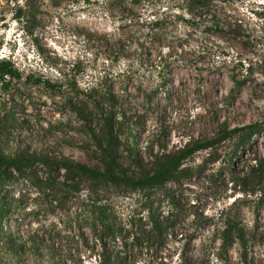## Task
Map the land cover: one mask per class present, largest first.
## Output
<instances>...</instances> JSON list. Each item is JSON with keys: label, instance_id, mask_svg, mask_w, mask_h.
<instances>
[{"label": "rangeland", "instance_id": "obj_1", "mask_svg": "<svg viewBox=\"0 0 264 264\" xmlns=\"http://www.w3.org/2000/svg\"><path fill=\"white\" fill-rule=\"evenodd\" d=\"M141 1L0 0V57L23 75L0 79V151L39 158L0 184V264H101L100 208L126 230L175 215L162 242L135 248L139 264H264V175L251 172L264 126L195 153L162 188L81 181L60 164L103 167L92 128L106 116L137 177L162 154L264 122V0H212L214 27L186 0Z\"/></svg>", "mask_w": 264, "mask_h": 264}, {"label": "trees", "instance_id": "obj_2", "mask_svg": "<svg viewBox=\"0 0 264 264\" xmlns=\"http://www.w3.org/2000/svg\"><path fill=\"white\" fill-rule=\"evenodd\" d=\"M212 0H186V3L190 7L189 14L202 22L204 25L214 27L215 20H209L206 18H212L213 5ZM141 0H134L129 8L132 10L139 9L142 5ZM23 75L21 71L15 66L11 58L0 57V79L1 80H14L19 79ZM264 126L263 123H253L240 128H235L230 131H226L219 137L211 138L206 141L198 140V142L188 147L187 150H180L175 155L167 156L162 154L159 158V164L156 171L152 174L148 173L143 177L131 176L124 169L118 157V144L120 142L118 135L114 132V117L106 116L102 118L100 124L92 128V136L98 143V149L101 152L103 159V167H92L91 165L83 162L71 160L69 158H63L61 165L66 169L68 174L73 173L74 176L83 179H89L92 181H105L107 183L129 185L134 188H162L169 181L181 182L184 177L189 175V168H185L184 162L195 153L202 150L219 149L221 144L239 133L254 134L260 131ZM190 146V145H189ZM37 154L30 153H17L15 155H7L0 151V184L14 176L15 172L23 173L24 169L34 165L38 160ZM251 172L254 177L262 179L264 175V159L254 158L251 165ZM67 188H70L68 184H64ZM79 190V186L74 187ZM96 214V213H94ZM175 215L165 216L163 218L152 216L150 218V224L144 225L142 222L134 223L130 229L119 228V226L113 221L111 215L107 209L100 208L94 217L95 224H99L100 227H96L101 232L97 241L103 246V254H98L101 264H139L135 248H140L145 240H149L150 247H154L156 242L163 241V235L167 233V230L171 226H177L176 221L173 219ZM173 217V218H172ZM232 226H228L225 230V238L223 246L228 247L231 242L230 238L233 235ZM125 236V239H123ZM108 238V240H107ZM123 245L125 248V254L123 256L117 255L113 257L107 252L109 245L112 243ZM98 246V243H96ZM133 253V254H131ZM96 254V252H95ZM97 258V255H96Z\"/></svg>", "mask_w": 264, "mask_h": 264}]
</instances>
